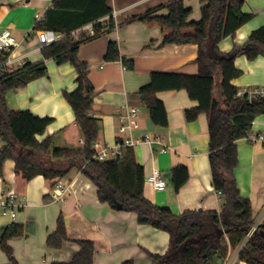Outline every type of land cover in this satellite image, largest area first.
<instances>
[{"label":"crops","instance_id":"crops-1","mask_svg":"<svg viewBox=\"0 0 264 264\" xmlns=\"http://www.w3.org/2000/svg\"><path fill=\"white\" fill-rule=\"evenodd\" d=\"M174 1L108 0L115 28L84 43L78 57L88 63L89 79L95 88L91 115L100 121L98 143L113 147L121 138L119 116L123 104L140 109L138 118L130 124L129 135L154 140V143L144 142L133 147L138 164L144 168L145 197L159 207H168L175 215L186 211H220L223 199L212 186L208 157L207 115L201 114L196 121L188 122L185 111L197 107L198 103L190 99L186 90L161 92L157 96L168 113V126L161 127L152 122L149 109L138 95L154 72L188 75L198 72L197 45H163L160 27H148L141 21L127 23L155 8H161L159 15L167 16L168 6ZM0 4V30L11 29L19 41L8 73L27 62L45 61L48 69L45 77L30 82L23 89L10 91L8 107L52 118L45 134L37 137L39 141L52 138L57 147H81V130L64 97L65 92L76 90L77 72L69 63L58 65L53 59L45 60L38 34L33 31L36 21L43 19L53 7V0H0ZM184 6L191 10L188 22L201 21L202 0H185ZM242 11L254 17L237 31L234 38L220 42L223 53L230 52L235 45L245 44L250 35L264 25V0H244ZM110 42L118 45L122 57L133 60L134 68L129 69L122 61L105 60ZM235 66L242 71V75L232 81L239 90L264 86L263 56L250 60L240 55L235 59ZM251 131L255 135L264 133V114L256 118ZM237 147L239 165L235 177L241 195L252 204L255 220L264 212V145L241 139ZM178 165L188 168L189 178L176 192L168 175ZM153 170L160 171L168 181L165 191L155 190L148 180ZM63 180L69 194L64 201H58L53 182L42 176L27 181L16 173L14 161L5 163L0 189L11 188L27 201L14 222L0 213V228L12 223L24 228L22 236L9 241L18 264L68 262L79 251L76 243L79 240L94 242L93 264H122L126 260L150 264V254L167 252L170 244L167 232L140 225L135 214L114 210L101 203L94 185L79 171L73 170ZM60 216L65 220L70 241L60 250L48 249L47 238L56 231ZM231 251L233 253L235 249L231 248ZM6 263L8 257L0 248V264Z\"/></svg>","mask_w":264,"mask_h":264},{"label":"trees","instance_id":"trees-1","mask_svg":"<svg viewBox=\"0 0 264 264\" xmlns=\"http://www.w3.org/2000/svg\"><path fill=\"white\" fill-rule=\"evenodd\" d=\"M185 0H175L168 6L167 16L159 15L161 8L149 10L142 16L127 21H141L148 27L162 30L163 45L198 46L195 75L154 72L150 81L141 87L138 95L149 109L155 125L168 126L165 104L158 93L186 90L198 106L185 111L186 120L193 122L206 114L209 128V163L212 186L221 192L223 203L220 211H186L175 215L168 207H159L144 194V168L138 164L133 148L122 149L117 161L101 162L95 158V143L100 133L99 119L91 115L95 88L89 79V65L79 59L80 47L115 28L110 18L107 25L100 19L111 16L108 0H53V7L43 19L36 21L33 31L51 30L65 35L60 42L42 48L45 60L53 59L58 65L66 63L77 72V88L64 97L71 105L84 144L79 148L57 147L52 138L43 141L38 136L45 134L52 118L39 117L31 111H14L8 107L10 91L25 88L30 82L45 77L48 69L45 61L27 62L11 73L0 69V136L7 146L0 152V178L4 165L12 160L15 171L27 181L42 176L56 185L73 170L79 171L97 190L101 203L112 209L133 213L140 225H149L170 235V244L165 254H150V264H219L224 263L229 249L239 246L254 223L250 200L241 195L235 171L239 165L237 142L244 139L252 129L256 118L264 114V99H249L247 94L239 97V88L232 81L242 75L235 66L240 55L254 60L264 57V25L254 31L243 45H235L228 53L220 51V42L234 38L237 31L253 19L244 13V0H202V19L188 22L191 10L184 6ZM1 9V4H0ZM94 23L96 35L75 38L72 33ZM105 60L122 61L134 68L133 60L121 56L115 42L107 46ZM6 56L0 52V65ZM169 183L178 192L188 181L185 165H178L168 175ZM260 229L240 251L239 261L244 264H264V238ZM24 233L22 225L12 223L0 228V248L8 257L6 264H18L9 241ZM70 241L63 216L57 229L47 238V248L60 250ZM80 247L68 262L52 264H93L95 244L89 240L76 242ZM122 264H135L126 260Z\"/></svg>","mask_w":264,"mask_h":264},{"label":"built area","instance_id":"built-area-1","mask_svg":"<svg viewBox=\"0 0 264 264\" xmlns=\"http://www.w3.org/2000/svg\"><path fill=\"white\" fill-rule=\"evenodd\" d=\"M110 16H106L99 20L103 25H107L109 23ZM38 41L42 48L48 47L54 43L60 42L65 38V35L56 33L51 30H44L37 33ZM75 38L80 37L81 35L85 36V38H92L96 35L95 25L94 23L88 24L72 33ZM19 46V41L14 35L13 31L9 28H4L0 30V52L6 56V61L0 65V69L4 73L9 72V67L12 65L14 61L13 51ZM25 63H23L19 68L23 67ZM14 72V71H11ZM244 94L249 96L250 100L254 98H262L264 99V86L254 87L251 89H243L240 90L238 96L241 97ZM140 109L130 106L125 103L120 107V123L121 127L119 129L121 138L118 140L117 144L113 147L103 146L102 144L96 142L94 147L96 150L95 158L101 162L107 161H117L122 156V149L133 148L139 144L144 142L154 143V140L151 138H134L132 135H129L130 124L132 121L138 118ZM244 139L249 143H259L264 145V133L261 134H253L250 130L246 133ZM81 143L84 144L83 139ZM7 146V142L3 137L0 136V152ZM163 152H166V148H163ZM148 180L153 185L154 189L157 191H165L168 187V181L163 176V174L158 170H153L152 175L148 178ZM55 193L58 201H64L66 196L69 194L68 187L64 183L63 179L58 180L55 185ZM219 196L222 197L221 192H217ZM27 205V201L25 198H22L18 195L16 191L11 188H2L0 189V213L2 216L9 218L11 221H15L18 217V214L21 210H23ZM264 223V215L261 217H257L254 220L253 226L247 233L244 241L237 246L236 250L232 253L228 252V255L223 264H241L239 261L240 251L244 248L246 243L252 238V236L260 229L262 224Z\"/></svg>","mask_w":264,"mask_h":264},{"label":"water","instance_id":"water-1","mask_svg":"<svg viewBox=\"0 0 264 264\" xmlns=\"http://www.w3.org/2000/svg\"><path fill=\"white\" fill-rule=\"evenodd\" d=\"M121 209V207H119V210ZM260 234L263 236L264 238V223L262 224V229L260 230Z\"/></svg>","mask_w":264,"mask_h":264},{"label":"rangeland","instance_id":"rangeland-1","mask_svg":"<svg viewBox=\"0 0 264 264\" xmlns=\"http://www.w3.org/2000/svg\"><path fill=\"white\" fill-rule=\"evenodd\" d=\"M264 215V212L262 213V214H260V216H258V217H261V216H263ZM237 248V247H236ZM236 248H234L235 250H236ZM229 251H231V248L229 249ZM232 252V251H231ZM234 252V251H233Z\"/></svg>","mask_w":264,"mask_h":264}]
</instances>
